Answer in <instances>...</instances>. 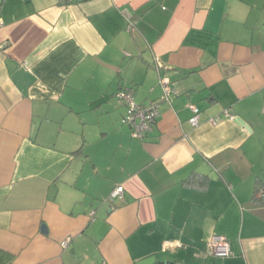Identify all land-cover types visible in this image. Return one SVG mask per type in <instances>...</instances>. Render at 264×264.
I'll return each instance as SVG.
<instances>
[{"label": "crops", "instance_id": "0c3cea01", "mask_svg": "<svg viewBox=\"0 0 264 264\" xmlns=\"http://www.w3.org/2000/svg\"><path fill=\"white\" fill-rule=\"evenodd\" d=\"M0 264H264V0H1Z\"/></svg>", "mask_w": 264, "mask_h": 264}, {"label": "built area", "instance_id": "2783aa9c", "mask_svg": "<svg viewBox=\"0 0 264 264\" xmlns=\"http://www.w3.org/2000/svg\"><path fill=\"white\" fill-rule=\"evenodd\" d=\"M1 1V0H0ZM76 0H57V2L61 5H66L75 2ZM159 84L162 89L161 100L169 101L174 95L178 92L175 88H173L169 80L165 77H160ZM117 102L124 106L125 113L122 117V123L129 127L130 135L136 138H142L147 132H149L159 115L158 107L155 102L148 103H137L135 101L134 90L132 87H127L125 89L120 90L116 93ZM189 109L192 112L191 117L189 118V123L192 126H196L198 124L199 110L196 105L189 104ZM224 116L233 119L234 117L229 113L228 110L223 112ZM218 120V117H214L210 119V122L215 124ZM123 186L118 185L115 187L108 196V200L113 202L115 199L122 198ZM69 242V238L61 241V246L66 247ZM171 244H177L175 242H171L165 240L162 245L163 248H167V246ZM179 245V244H177ZM209 251L216 257L224 258L231 254L229 243L223 237H214L208 244Z\"/></svg>", "mask_w": 264, "mask_h": 264}, {"label": "water", "instance_id": "95a60500", "mask_svg": "<svg viewBox=\"0 0 264 264\" xmlns=\"http://www.w3.org/2000/svg\"><path fill=\"white\" fill-rule=\"evenodd\" d=\"M236 121H238L239 123H242V121L240 119H236Z\"/></svg>", "mask_w": 264, "mask_h": 264}, {"label": "trees", "instance_id": "16d2710c", "mask_svg": "<svg viewBox=\"0 0 264 264\" xmlns=\"http://www.w3.org/2000/svg\"><path fill=\"white\" fill-rule=\"evenodd\" d=\"M134 90V89H133Z\"/></svg>", "mask_w": 264, "mask_h": 264}]
</instances>
